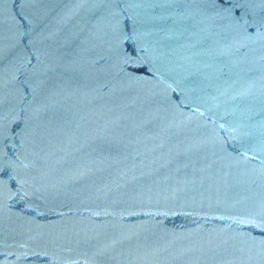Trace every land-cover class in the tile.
I'll list each match as a JSON object with an SVG mask.
<instances>
[{
  "label": "water",
  "instance_id": "obj_1",
  "mask_svg": "<svg viewBox=\"0 0 264 264\" xmlns=\"http://www.w3.org/2000/svg\"><path fill=\"white\" fill-rule=\"evenodd\" d=\"M0 264H264V0H0Z\"/></svg>",
  "mask_w": 264,
  "mask_h": 264
}]
</instances>
